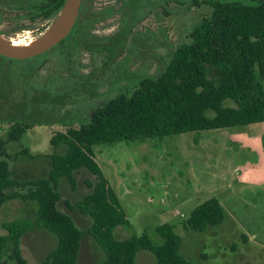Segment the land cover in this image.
Segmentation results:
<instances>
[{
	"label": "rangeland",
	"instance_id": "rangeland-1",
	"mask_svg": "<svg viewBox=\"0 0 264 264\" xmlns=\"http://www.w3.org/2000/svg\"><path fill=\"white\" fill-rule=\"evenodd\" d=\"M35 1L0 0L2 37L26 43L45 31L54 18H33L30 6ZM193 1L91 0L83 5L77 26L63 44L27 60L0 57V140H6L15 122L32 125L18 142L3 147L0 161L7 162L11 178H44L51 167L48 155L66 150L50 145L53 134L79 128L93 110L121 93H131L139 78L161 75L171 53L188 43L193 28L211 15L209 6ZM259 81L264 88V78ZM261 129L259 124L94 148V159L131 226L116 228L115 238L146 232L161 244L152 230L168 224L181 238L180 253L194 264H264ZM75 177L74 192L65 179L59 181L57 208L86 231L90 219L68 206L89 192L84 181L92 176L81 170ZM14 191L26 194L27 188ZM209 199L222 206V224L200 233L184 231L182 222ZM35 211L32 202L8 201L0 210V235L5 234L3 223L32 221ZM56 244L52 234L37 229L22 237L20 249L29 264H41ZM103 260L102 250L86 235L78 264ZM136 264H155V258L140 251Z\"/></svg>",
	"mask_w": 264,
	"mask_h": 264
},
{
	"label": "trees",
	"instance_id": "trees-1",
	"mask_svg": "<svg viewBox=\"0 0 264 264\" xmlns=\"http://www.w3.org/2000/svg\"><path fill=\"white\" fill-rule=\"evenodd\" d=\"M64 1L36 0L30 6L35 11L33 18L55 17ZM85 2L82 0L79 14ZM193 4L209 6L211 15L193 28L188 43L171 53L161 75L139 78L131 93H121L93 110L79 128L51 136L54 149L63 146L66 150L48 155L51 167L44 178L14 180L7 162L0 161V210L10 200L36 205L32 221L2 224L5 234L0 235V264H29L22 256L21 239L37 229L57 240L41 264H78L86 235L102 250L101 264H136L140 251L151 253L155 264H194L180 253L182 241L173 225L152 230L161 244H155L146 232L125 240L115 238L116 228L131 226L94 159L98 146L161 141L177 134L264 123V88L259 81L264 78V0H194ZM31 128L30 124L15 122L6 140H0V157L6 143L18 142ZM81 170L92 176L84 181L89 192L68 208L90 219L86 231L57 208L61 200L59 181L65 179L74 192L75 175ZM21 188H27V193L14 191ZM223 221L222 206L209 199L196 206L181 226L184 231L200 233Z\"/></svg>",
	"mask_w": 264,
	"mask_h": 264
},
{
	"label": "water",
	"instance_id": "water-1",
	"mask_svg": "<svg viewBox=\"0 0 264 264\" xmlns=\"http://www.w3.org/2000/svg\"><path fill=\"white\" fill-rule=\"evenodd\" d=\"M82 0H65L54 20L28 46H14L0 35V57L7 60H27L43 55L66 39L72 31Z\"/></svg>",
	"mask_w": 264,
	"mask_h": 264
},
{
	"label": "bare ground",
	"instance_id": "bare-ground-1",
	"mask_svg": "<svg viewBox=\"0 0 264 264\" xmlns=\"http://www.w3.org/2000/svg\"><path fill=\"white\" fill-rule=\"evenodd\" d=\"M9 43H11V44H13L14 46H22V47H24V46H28L31 42H26V43H20V41L19 42H17V41H14V40H12V39H6Z\"/></svg>",
	"mask_w": 264,
	"mask_h": 264
},
{
	"label": "crops",
	"instance_id": "crops-1",
	"mask_svg": "<svg viewBox=\"0 0 264 264\" xmlns=\"http://www.w3.org/2000/svg\"><path fill=\"white\" fill-rule=\"evenodd\" d=\"M261 125L262 126V129L261 131L259 132V136L262 138V136L264 135V123H258V124H253V125H248V126H254V125ZM239 127H247V126H239ZM84 239V238H83ZM83 241V240H82ZM94 242V241H93Z\"/></svg>",
	"mask_w": 264,
	"mask_h": 264
},
{
	"label": "flooded vegetation",
	"instance_id": "flooded-vegetation-1",
	"mask_svg": "<svg viewBox=\"0 0 264 264\" xmlns=\"http://www.w3.org/2000/svg\"><path fill=\"white\" fill-rule=\"evenodd\" d=\"M43 1V0H42ZM49 2V0H45V3H48ZM86 2H88V6H89V3L91 2V0H86ZM47 10H49V7H47ZM47 14V13H46ZM79 16H80V14H78V18H77V21H79ZM45 17H47V18H55V17H52V16H45ZM54 20V19H53ZM52 20V21H53ZM77 21H76V23H77Z\"/></svg>",
	"mask_w": 264,
	"mask_h": 264
}]
</instances>
